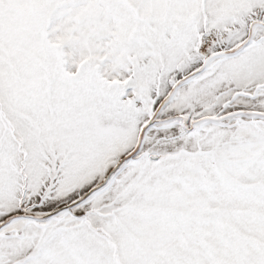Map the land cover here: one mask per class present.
<instances>
[{
    "label": "snow or ice",
    "instance_id": "obj_1",
    "mask_svg": "<svg viewBox=\"0 0 264 264\" xmlns=\"http://www.w3.org/2000/svg\"><path fill=\"white\" fill-rule=\"evenodd\" d=\"M0 264H264V0H0Z\"/></svg>",
    "mask_w": 264,
    "mask_h": 264
}]
</instances>
